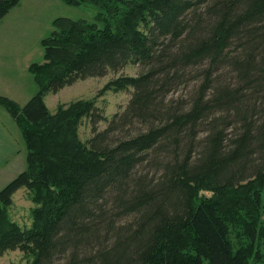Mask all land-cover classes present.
Masks as SVG:
<instances>
[{"label":"trees","instance_id":"16d2710c","mask_svg":"<svg viewBox=\"0 0 264 264\" xmlns=\"http://www.w3.org/2000/svg\"><path fill=\"white\" fill-rule=\"evenodd\" d=\"M91 1L104 25L55 18L43 61L28 65L38 91L23 105L0 95L26 147L25 169L0 189V253L18 249L26 264L264 261V0ZM19 2L0 0V19ZM131 63L142 70L99 90L132 88L110 119L95 99L48 109L47 93ZM193 75L188 95L168 97ZM21 188L35 204L27 228L6 212Z\"/></svg>","mask_w":264,"mask_h":264},{"label":"rangeland","instance_id":"374dc122","mask_svg":"<svg viewBox=\"0 0 264 264\" xmlns=\"http://www.w3.org/2000/svg\"><path fill=\"white\" fill-rule=\"evenodd\" d=\"M108 4L111 5L110 1ZM101 7L103 6L101 5ZM100 14V6L91 0L83 1L78 5L66 4L62 0H20L19 4L14 6L0 21V84H8L10 90L15 92H11L12 96L21 105L25 104L38 91V86L28 72V65L32 62L43 61L41 39L51 33L54 19L69 17L74 20L95 23L96 26L102 27L104 23ZM141 70L139 65L131 63L118 72H109L101 77L79 79L56 93H47L44 100L48 109L54 113L59 105H68L81 99H95L97 111L106 116L108 120L115 113L121 112L125 108L131 98L132 88L107 91L104 94H99V90L106 82L118 75H136ZM189 78L180 84L174 92L169 93L168 97L183 99L195 86H198V77L195 79L193 75ZM4 118L11 124V118H7L5 115ZM106 125L107 121L104 120L95 124L97 131L105 129ZM203 134L200 132V136ZM92 135L91 120L83 118L79 126L81 140L87 141ZM20 137L23 139L22 135ZM144 170L149 176L157 172L152 167H145ZM212 194L208 191L201 192L203 197ZM33 207L35 204L31 200L29 191L22 188L13 195L12 204L6 212L11 221L27 228L32 224L31 210ZM134 217V214L121 215L117 226L121 223L125 225ZM260 220H264V211ZM239 229V227L231 226V241L235 247L242 245V247H246L248 239H243ZM247 258L246 264H264V261H255L252 255ZM26 262L27 258L24 253L18 249L0 253V264H26Z\"/></svg>","mask_w":264,"mask_h":264},{"label":"crops","instance_id":"0c3cea01","mask_svg":"<svg viewBox=\"0 0 264 264\" xmlns=\"http://www.w3.org/2000/svg\"><path fill=\"white\" fill-rule=\"evenodd\" d=\"M11 92L13 91L10 90L8 84H0V95L6 96L20 104L12 96ZM4 115L7 118H11V124L5 120ZM20 136L21 134L16 127L13 117L0 105V189L26 167L25 143Z\"/></svg>","mask_w":264,"mask_h":264}]
</instances>
